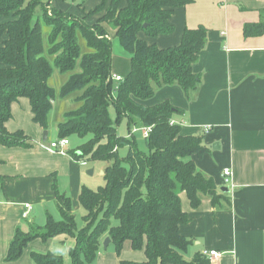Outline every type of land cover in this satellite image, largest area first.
<instances>
[{
  "label": "trees",
  "instance_id": "trees-1",
  "mask_svg": "<svg viewBox=\"0 0 264 264\" xmlns=\"http://www.w3.org/2000/svg\"><path fill=\"white\" fill-rule=\"evenodd\" d=\"M73 1L80 6L85 2ZM192 1L102 0L90 13L99 14L107 7L90 25L86 18L51 8L45 0H0V62L4 64L0 67V144L32 146V137L24 130L7 128L12 105L20 98L29 99L33 122L48 131L56 98L79 93L80 106L65 113L57 124V136L84 140L68 150L76 160L106 163L104 185L97 189L83 185L79 191L83 227L78 226L71 196L60 190L54 174L52 189L62 218L48 212L42 229L23 232L17 227L7 261L19 259L33 239L45 241L65 234L75 242L69 250L71 264H96L106 235L118 255L127 241L133 250L147 255L144 261L122 260V264H210L203 253L192 260L184 256L192 241L180 231L189 216L179 193H187L192 208L200 206L203 194L214 204L223 198L214 178L202 173L192 159L210 147L204 144V135H185L180 122L172 123L183 110L170 100L142 103L163 85H180L189 99L199 89L202 77L193 65L206 47L207 26L185 28L175 46L159 47L143 38L174 33L175 9ZM106 25L116 31L130 54L131 68L119 82L112 78L113 44ZM244 26L245 37L263 35L264 9L259 21ZM80 37L89 47L85 53ZM55 69L72 72L59 89L49 84ZM125 118L129 136L117 127ZM147 125L153 126L145 138L149 149L145 152L132 131ZM121 147L128 149L125 155L120 154ZM30 255L35 264H65V257L52 251Z\"/></svg>",
  "mask_w": 264,
  "mask_h": 264
},
{
  "label": "crops",
  "instance_id": "crops-1",
  "mask_svg": "<svg viewBox=\"0 0 264 264\" xmlns=\"http://www.w3.org/2000/svg\"><path fill=\"white\" fill-rule=\"evenodd\" d=\"M101 1L95 0L94 6ZM84 6H87L86 11L94 7L86 3L79 8L67 0L63 8L82 16ZM263 9L264 0H193L175 9L174 33L160 34L156 38L143 36L159 47H169L179 43L185 28L203 25L209 29L206 47L193 65L194 72L202 78L192 98L186 96L180 85L174 84L157 87L154 96L142 102L147 106L170 100L183 110L174 116V121L182 125V133L204 135V144L210 147L203 156L194 155L192 159L202 173L214 178L223 198L214 204L211 197L203 194L200 206L192 208L187 193L180 192L182 207L189 216L180 231L192 241L184 252L187 260H192L196 253L216 249L221 255L211 259L210 264H264V34L245 37L243 33L246 23L260 20ZM106 28L113 39L116 31L108 25ZM88 50L86 45L84 52ZM112 59V74L126 77L131 60L122 59L121 64V59ZM3 66L0 62V67ZM78 96L80 94L75 93L56 99L51 118L61 122L68 112L65 108L68 104L76 105L75 108L80 106ZM12 107L8 130H24L32 137V146L0 144V264H35L31 252L52 251L56 237L45 241L33 239L19 259L7 261L17 227L26 228L29 218L42 222L40 224L46 220L48 205L56 202L52 189L54 174L60 190L79 200V191L87 184L84 173L92 174L89 171L94 173L96 168L88 167V163L80 165L68 153L83 143L82 138L74 144L72 136L64 151L46 149L43 143L57 140L58 129L57 138H51L48 129L44 140L45 130L33 122L27 97L20 98ZM110 110L115 117L114 107ZM125 135L130 133L127 131ZM105 167L100 170L102 176ZM225 167L232 168L231 184L224 183ZM28 202L32 208L30 216L25 218ZM111 243L104 252L101 245L96 264L147 259L144 250L132 249L130 241L125 243L120 255L109 249ZM64 247L70 250L72 245L64 243Z\"/></svg>",
  "mask_w": 264,
  "mask_h": 264
},
{
  "label": "rangeland",
  "instance_id": "rangeland-1",
  "mask_svg": "<svg viewBox=\"0 0 264 264\" xmlns=\"http://www.w3.org/2000/svg\"><path fill=\"white\" fill-rule=\"evenodd\" d=\"M45 1H47V3H49V6L51 8H54V6L55 7H58V8H61L62 7L61 8L62 11L67 12L68 14L71 13L68 10L70 8V6L67 7L68 9H64L63 8V6H65L67 0H64L63 2H60V0H45ZM70 1L72 2L73 0H70ZM82 1L83 0H80V3H82ZM86 3L89 6H94L95 0H85L84 4H86ZM84 4H82L81 6L80 5H77V4L76 5H77V7L81 8ZM49 6H48V9H50ZM95 7L96 6L90 8L89 10L86 11L87 6H84V9H83V12L84 13H83L82 16H80V15H78L76 13H72V14L78 15L82 19L86 18V21L90 25H94L98 21L99 17L101 15H103V12L105 11V9H106L107 6L105 7L104 10H102L101 12H99V14H97V13H90V11L93 10ZM38 13H39V11H38ZM4 20H7V18H3L2 19V21H4ZM112 44H113V58L116 57V58L121 59V62H120L121 64L124 63L122 59H127L130 62V60H131L130 59V54L123 47V45L120 44L117 36H115L112 39ZM80 45L82 47V52H84L85 51V48H86V45H85V41L83 40L82 37H80ZM49 59H50V61L53 62V59L54 58L52 56H50ZM77 70H79V67L77 68ZM71 73H64L63 74V73H60L58 71V69H55V71H54V73L52 75V78L49 80V84L52 87H54L55 89H59L61 87V85H63L68 80V78H70ZM58 98H61V97H57L56 99H58ZM55 102H56V100L54 101V103ZM64 102L65 101H63V103ZM75 107H76V105H73L71 103V105L68 104L65 108H66V110L71 111V109H74ZM113 119L115 120L114 112H113ZM50 121H51L50 127H49L50 136H51V138H57V136L55 134H56V128H57L58 121H56V119L53 118V117L51 118ZM117 127H118L119 133L125 135V133H127V131H128V121H127V119H123L120 123H117ZM133 133L135 134V136L137 138L139 148L142 149V150H144L145 152H148L149 149H147V147H146V144H145V136L142 134V131L141 130H136ZM72 139H73V143L74 144H77L78 142H80L82 140L79 136H76V135L73 136ZM87 139H85V140L87 141ZM119 150H120V154L121 155H125L127 153V150L128 149H126V147H121ZM87 163H88L87 164L88 167H90V168L95 167L96 170L92 174H87L86 172L84 173L85 174L84 179L87 181V184H85V186L91 187L93 189H97L100 185H104V183H105V180L103 179V176L101 175L100 170H101V168L104 165L106 166V163L105 162H103V163L102 162H95L92 159H90V160L88 159L87 160ZM88 167H86V168H88ZM69 196H71V198L73 197L71 193H69ZM74 198H72L73 211L76 214L78 226L79 227H83L84 222H83L82 217L85 214V211L83 210L82 206L80 205L79 200H76ZM30 210L31 209H29V211L27 212L28 213L27 218L30 216ZM48 210H49V212H51L54 215V217L56 219L59 220V219L62 218L60 212H58L56 202L54 204H49L48 205ZM29 219L30 220L27 221V223H26V228H22L23 232H29L33 228H35V229H39V228L42 229V227L44 226V224L46 222V220L44 219L43 220L44 221L43 224H40L42 222L36 221L35 219H31V218H29ZM112 222H113L114 225H116L118 223V221L115 220V219H113ZM54 242H55V245H54V247L52 249V252L55 253V254H59V255L62 254L63 257H65V264H71V258L69 257V250L66 249V247H64V243H69L73 247L75 245L74 239L71 238V237H69V236H67V235H65V234H60V236H57L55 238ZM61 245H62V247H60ZM58 247H60V249ZM105 247H106L105 242H103L102 247H101L102 250H103V252H104ZM109 249L115 251V247H114L113 243L110 244ZM136 251H140V250H136Z\"/></svg>",
  "mask_w": 264,
  "mask_h": 264
},
{
  "label": "built area",
  "instance_id": "built-area-1",
  "mask_svg": "<svg viewBox=\"0 0 264 264\" xmlns=\"http://www.w3.org/2000/svg\"><path fill=\"white\" fill-rule=\"evenodd\" d=\"M113 80L114 81H122L124 78L123 76L119 75V74H116V75H113ZM172 123H177L176 121L172 120ZM152 126L153 125H147L145 127H135L132 131V133L136 130H141L142 131V134L146 137H148L152 130ZM70 143V140L69 138H57V140H53V141H50V142H45L43 143V145L46 147L47 150L49 151H64L65 148L69 145ZM78 163L80 165H86L87 164V161L84 160V159H81V160H78ZM232 168L231 167H225L224 170H223V177H224V183L226 184H231L232 181H233V177H232ZM26 212L24 214V217L27 218L28 216V211L29 209L32 208V204L30 202H28L26 205ZM203 254L209 258V260L211 259H215L217 257H219L221 255V253H219L216 249H211V250H204L203 251ZM211 262V261H210Z\"/></svg>",
  "mask_w": 264,
  "mask_h": 264
},
{
  "label": "water",
  "instance_id": "water-1",
  "mask_svg": "<svg viewBox=\"0 0 264 264\" xmlns=\"http://www.w3.org/2000/svg\"><path fill=\"white\" fill-rule=\"evenodd\" d=\"M47 133H48L47 130H45L44 133H43L44 140L47 139ZM89 173H93V170H90ZM104 242H105V245L108 246L109 243L111 242V238L109 236H106L105 239H104Z\"/></svg>",
  "mask_w": 264,
  "mask_h": 264
}]
</instances>
